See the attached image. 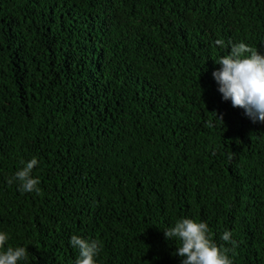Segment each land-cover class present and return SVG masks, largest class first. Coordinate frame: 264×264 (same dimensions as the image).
Masks as SVG:
<instances>
[{"label": "trees", "instance_id": "1", "mask_svg": "<svg viewBox=\"0 0 264 264\" xmlns=\"http://www.w3.org/2000/svg\"><path fill=\"white\" fill-rule=\"evenodd\" d=\"M241 42L264 54V0H0L5 250L75 264L76 235L97 264H182L164 230L190 218L264 264V122L213 78ZM32 158L38 193L8 183Z\"/></svg>", "mask_w": 264, "mask_h": 264}, {"label": "clouds", "instance_id": "2", "mask_svg": "<svg viewBox=\"0 0 264 264\" xmlns=\"http://www.w3.org/2000/svg\"><path fill=\"white\" fill-rule=\"evenodd\" d=\"M215 43L224 47L223 40ZM230 49V53L216 61L221 65L213 72V78L219 85L218 91L225 101H231L233 107L244 109L253 122H264V54L243 42L232 44ZM213 113L223 122L222 116ZM21 163L24 167L9 177L8 183L19 182L22 192L38 193L40 181L32 176L38 160L32 158ZM164 234L166 240L179 243L173 255L181 257L182 264H233L228 255L231 249L218 246L210 238L206 222L183 218L164 230ZM231 236L230 231H225L221 239L235 247L236 242ZM8 240V234L0 232V264H19L26 260L28 248L9 245L5 250ZM70 244L79 251L75 264H97L95 257L100 252L99 241L73 235Z\"/></svg>", "mask_w": 264, "mask_h": 264}]
</instances>
